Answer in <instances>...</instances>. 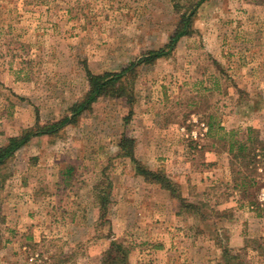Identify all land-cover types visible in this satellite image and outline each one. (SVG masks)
I'll return each instance as SVG.
<instances>
[{"label": "rangeland", "instance_id": "rangeland-1", "mask_svg": "<svg viewBox=\"0 0 264 264\" xmlns=\"http://www.w3.org/2000/svg\"><path fill=\"white\" fill-rule=\"evenodd\" d=\"M196 1L0 0V146L70 115L88 71L129 68L0 169V264H101L113 241L129 264H264V0H206L140 62Z\"/></svg>", "mask_w": 264, "mask_h": 264}, {"label": "trees", "instance_id": "trees-1", "mask_svg": "<svg viewBox=\"0 0 264 264\" xmlns=\"http://www.w3.org/2000/svg\"><path fill=\"white\" fill-rule=\"evenodd\" d=\"M204 1L206 0H197L193 8L188 10V12L182 13L177 25L170 34L168 41L159 48L150 49L144 52L140 62H154L161 57L168 56L176 48L182 37L192 33L193 16ZM128 69L129 68L124 67L121 71L105 72L102 74H95L88 71V90L81 100L73 104L70 109L71 114H66L58 120L48 122L43 125L38 124L36 127L24 130L20 135L10 137L7 143L0 146V169L11 157L16 154L17 151L30 142L32 138L56 132L57 130L63 128L66 124L76 120L82 111L86 108H90L100 96L114 94V92L110 91V88L112 87L115 91L117 90V83L123 79V76ZM253 131V129H250V132ZM250 139L252 140L251 136ZM134 142L135 140L133 138L124 135L119 143V146L123 151H125L123 152L124 155L130 156L136 161V166L138 167L137 172L144 176L146 180L159 183L162 187L169 189L174 195H176V188L168 175L162 171L153 170L141 164L136 160V158H134L133 151H128L129 144L132 145ZM231 146V149H233V144ZM262 148L264 149V144L262 145ZM239 151L245 156V154H249L253 151V147L249 148V144L240 143ZM182 201L186 203L185 205L187 206L198 208L197 205L186 202L183 198ZM224 257L226 258L227 264H249L246 259L240 256L239 253H234L230 250L224 251ZM101 264H129V249L122 243L113 241L109 249L105 252Z\"/></svg>", "mask_w": 264, "mask_h": 264}]
</instances>
